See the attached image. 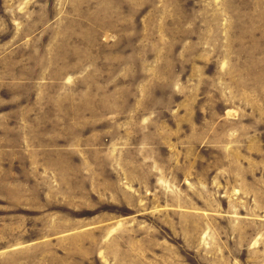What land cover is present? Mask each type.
Masks as SVG:
<instances>
[{"label": "rangeland", "instance_id": "rangeland-1", "mask_svg": "<svg viewBox=\"0 0 264 264\" xmlns=\"http://www.w3.org/2000/svg\"><path fill=\"white\" fill-rule=\"evenodd\" d=\"M0 264H264V0H0Z\"/></svg>", "mask_w": 264, "mask_h": 264}]
</instances>
